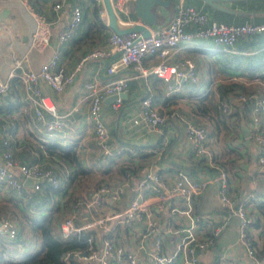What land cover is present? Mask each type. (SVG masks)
<instances>
[{
	"label": "crops",
	"instance_id": "obj_1",
	"mask_svg": "<svg viewBox=\"0 0 264 264\" xmlns=\"http://www.w3.org/2000/svg\"><path fill=\"white\" fill-rule=\"evenodd\" d=\"M29 1L34 10L43 13L51 21L50 41L41 51L27 50L30 33L34 27L33 16L17 0H0V81L7 79L8 73L13 67V57H20L27 53L26 60L22 61V68L33 70L38 69L39 65L50 57L55 49L57 31L67 22L73 5L79 6L81 21L73 34L58 47L59 65L67 70L87 50L105 46V38L110 28L103 21L105 26L98 27L92 14L90 0H62L60 8L55 13L48 12L49 5L55 0ZM237 2L226 4L233 8V12H228L232 14V20L238 19L242 15L247 19L244 22L264 20V3L253 9V7L247 6V2L244 5H237ZM254 2L258 3L259 1ZM174 3L175 0L173 4L170 0L165 7H156L154 11L156 14L155 22L148 26L141 23L134 16L131 0L126 2V13L117 16V22L122 27H126L129 23H139L146 29L151 30L167 23L173 13ZM206 12L213 19L218 20L212 16L210 11ZM215 47L217 46L210 39H197L191 44L179 46L174 51L169 60L177 61L187 58L192 61L196 79L194 81H182L183 83H181L180 87L171 92L168 97L165 96V82L155 74H149L142 79L129 77L124 91L125 97L122 98L120 105L116 109L111 106L109 100L105 101L104 99L102 101L99 113L107 127L109 144L113 148V154L105 162L97 159V147L93 140L92 124L87 116L86 99L82 100L77 112L68 116L65 126L59 131L48 134L37 130L33 126L29 118L31 116V107L23 101L22 87L18 80L13 78L10 87L17 94L19 106L11 111L8 116L4 117V119L8 120H5V123H9L8 135L12 141L10 145L12 154L23 163L37 162L40 165L52 167L60 179L61 187L63 186L66 192L68 190L66 186L73 185L75 181L74 186L77 187L80 184V180L68 183L65 179L68 172L73 169V166L60 161L56 156H49L45 153L41 148L43 143L63 145L68 142H74L79 163L86 168V173H91L92 177L102 180L100 184L118 182L122 178L123 169H127L130 172L120 201L109 202L106 198L99 197L98 204L92 208V211H89L85 208V203L91 198V193L95 187L87 192L88 197L85 201L78 200L80 205L77 212L74 214L71 212L72 210L70 211L74 214L76 224H83L95 214L110 213L122 209L127 204L128 198L134 193L139 177L145 171L158 174L168 184L176 178L178 171L185 172L193 179H207V184L197 193H189L188 198L184 195L172 196L166 199L161 206L151 208L152 216L161 222L168 221L172 226L171 232L162 234V243L166 250L178 241L182 234L180 229L189 222L191 217L199 216L194 227V232L199 238L208 234L210 227L217 223V221H213L207 226L201 219L203 215L214 216L215 219L220 220L225 212V205L219 201L216 195L217 181L213 180V178L217 177L218 173L225 171L228 196L234 203H243L248 216L251 218V222L246 228V236L250 240L254 252L264 264V171L258 169L254 163L256 156L255 144L252 143L249 134L247 137H242L239 128L240 121L246 127L249 126V110L243 112L246 119L237 120V124H235L234 120L236 114L231 116L228 120L230 129L227 132H224V129L219 124L216 131L213 130L212 120L207 116L193 113L190 95L188 94V91L191 92V90H203L204 93L209 86L211 88L214 84L225 81L227 75H231V73H223L214 76L212 71L214 65L213 67L210 66L212 60L210 52L217 50ZM239 51L245 55L251 53V50L246 49ZM230 52L236 53L237 50L233 46V50ZM154 62L155 59L149 57L145 59L144 65L148 67ZM246 63L247 61L244 59L242 65ZM218 65L219 63H217ZM119 73L128 76L130 72L127 69H122ZM247 74L238 75L246 77L248 76ZM109 77L110 75L104 71L103 60L91 59L81 65L72 82L61 91L53 92L41 79L38 80V86L44 94L51 98L56 112L64 113L73 104L75 97L83 95L85 92L83 83L86 80L92 79L104 82ZM208 80L211 81V84H206L207 88H204V84L199 83H204ZM186 81L187 84L184 83ZM243 84L247 87L246 93L255 90L264 91V79H261V83ZM7 90L9 91V88ZM3 96H5V92L0 94V106L7 102ZM144 96H149L150 104L165 115V122L157 130H147L129 125V117L138 110L139 101ZM1 118L3 116H0ZM184 119L203 124L209 129L210 135L207 139V144L212 150V160L210 162L203 158H197L191 152L190 143L184 137ZM6 124L0 127V135H2ZM163 137L167 142L163 149L159 150L158 142ZM13 174L18 177L16 169L13 170ZM25 183L28 186L29 182L25 181ZM33 192L31 191L30 194ZM66 192H49L50 194L47 198L49 200H44L46 202L43 203L40 210H34L31 207L32 202L28 203L30 194L24 197L0 183V201L5 202L12 195L11 197L18 203V208L21 207L28 214H35L39 211L47 213V209L52 204L58 205L59 212L65 210L66 207L62 203L66 199ZM249 193L253 194V199H247ZM42 202V199L37 201V203ZM171 208H176V210L171 211ZM2 217L13 220L17 226L18 233L16 240L13 242L6 240L5 236L0 235L2 239L8 243H13L14 246L19 245V248L23 250L30 248L32 236L26 220L18 212L5 207L0 209V219ZM143 226V219L132 221L128 225L127 231L121 230L124 236L123 234L118 236L117 240L134 251L140 241L139 234L144 228ZM236 228V218H230L215 236L212 245L198 252V264H251V260L245 254L243 247L237 242ZM89 229H93L97 234L100 233L99 230L93 227ZM146 240L148 238L142 241L144 249L136 251V257L141 264H146L148 260V253L145 249L149 248L150 245L148 243L149 240ZM94 241L96 245L100 244L99 235L95 236ZM73 262L75 264H95V262L89 260L75 259Z\"/></svg>",
	"mask_w": 264,
	"mask_h": 264
},
{
	"label": "built area",
	"instance_id": "obj_2",
	"mask_svg": "<svg viewBox=\"0 0 264 264\" xmlns=\"http://www.w3.org/2000/svg\"><path fill=\"white\" fill-rule=\"evenodd\" d=\"M25 6L34 18V27L30 33L27 50L41 51L50 41L51 21L46 16L34 10L29 0H17ZM98 5V16L105 24L107 15L102 0H94ZM131 0H110L111 7L116 16L126 13V2ZM62 0L53 1L49 7V13H55L61 6ZM81 21L79 6L73 5L70 9L67 22L59 28L55 37V49L48 59L43 61L38 69L22 68V61L26 60V54L13 57V67L5 81H0V94L9 87L11 80L17 79L22 87V99L31 107L30 120L33 126L40 131L52 134L66 125L68 116L77 112L82 100H87V116L92 124L93 140L97 147V159L105 162L112 154L113 148L109 144L107 127L100 116L99 110L102 101L109 95H116L112 99L111 106L117 108L122 98L118 93L125 91L129 77L145 78L149 74H155L165 82V96L177 90L182 81H194V64L185 58L170 61L169 58L181 45L193 43L197 39H210L215 49L225 52L233 50L234 42L239 38L264 32V20L257 22H243L239 24L224 23L213 19L206 11L201 10L186 0H175L174 10L163 26L148 30L147 35L139 31L116 33L112 30L106 35L105 46L96 47L84 52L69 69L65 70L59 65L58 47L62 45L75 31ZM153 57L155 62L146 67V58ZM108 59L104 71L110 77L104 81L86 80L83 83L85 92L81 97H75L73 104L64 113H57L51 98L44 94L38 86V80H43L53 92L61 91L72 82L76 72L87 60ZM122 69L129 70L128 76L118 74ZM264 69L255 70L251 75L242 77L228 75V80H238L245 84L261 83V75ZM247 103L249 112V137L256 146L255 165L264 171V91L255 90L250 93L236 92L228 99L219 103L221 112L228 114L233 111L236 104ZM129 125L157 130L165 122V115L150 104V97L144 96L139 101V107L128 119ZM184 137L190 143V149L197 158H203L207 162L212 160V150L207 144L209 129L203 124H197L190 119L183 120ZM11 139L5 132L0 135V183L26 197L31 191H36L42 183H46L51 189L61 187L57 173L50 166H43L37 162H20L10 149ZM163 137L158 142L159 150L166 145ZM18 171V177L13 170ZM129 171L122 172V178L116 183H104L97 186L91 193V198L86 201L85 208H92L99 202V197L106 198L109 202H118L123 197L126 179ZM213 180L217 181L216 195L219 201L225 205V212L220 220L214 216H200L203 223L208 226L213 221L212 227L202 238L196 236L194 227L199 216L191 217L189 222L182 227L178 241L166 250L162 243V234L172 231L168 221L161 222L151 215L152 207H159L169 197L197 193L208 182L207 179H193L185 172L178 171L171 183H167L156 173L145 171L139 177L134 193L128 198L127 204L119 210L110 213L94 215L83 224H76L74 214H68L58 223V232L62 237H79L80 233L93 227L99 230L100 244L96 245L95 236H86L83 249L72 250L63 255L66 264L73 260H89L95 264H141L136 257V251L143 248V240L147 239L150 247L147 251L146 264H198V252L211 246L215 236L222 230L230 218L237 220V242L243 247L245 254L251 260V264H263L262 260L254 252L250 240L246 236V228L251 222L243 203H234L228 196L226 173L220 172ZM25 181L29 182L26 186ZM249 193L247 199H253ZM175 211L176 208H171ZM219 216V215H218ZM143 219L144 228L139 234L140 241L134 251L125 247L117 240L122 236L121 230H128L132 221ZM17 226L7 217L0 219V235L13 242L17 238ZM124 236V234H123Z\"/></svg>",
	"mask_w": 264,
	"mask_h": 264
},
{
	"label": "trees",
	"instance_id": "obj_3",
	"mask_svg": "<svg viewBox=\"0 0 264 264\" xmlns=\"http://www.w3.org/2000/svg\"><path fill=\"white\" fill-rule=\"evenodd\" d=\"M90 1L92 4V14L98 27H104V23L98 16L97 3L94 0ZM173 1L174 0H171L172 4ZM254 1L259 2L257 3ZM186 3L198 7L203 11H210L213 17L225 23H243L247 20L243 15L238 19L232 20V14L212 9L207 4L202 3L200 0H187ZM244 3H246L247 6L256 9L259 7L258 5L261 6L264 1L244 0L238 1L237 5H244ZM233 46L237 50L236 53L220 50H213L210 52V55L212 56L210 66L213 67L214 65L212 70L214 72V76H218L223 73H234V75L248 73L247 75H251L255 70L264 69V32L255 33L244 38H239V40L237 39L234 42ZM245 49L251 50V53L249 55H245L239 51ZM244 59L247 61V63L242 65V61ZM217 63H219L218 66ZM260 78L264 79V74L261 75ZM12 82L13 80L11 83ZM184 83L187 84V81ZM199 83L202 85L204 84V88H207L206 84H211V81L208 80L204 83ZM190 86L193 87L191 84ZM209 87L206 91L204 90V93L203 90H191V92L188 91V94L190 95L189 98L191 100L192 111L194 114L207 116L213 122V130L217 131V125L219 124L224 129V132H227L230 129L228 120L231 116H235L236 114V118L234 119L235 124H237V120L246 119L243 112L248 110L247 103L236 104L233 108L235 110L228 114L221 112L219 108L220 101L228 99L232 94H235L236 92L246 93L247 87L242 82L238 80L226 79L225 81H220L217 84H214V86L211 88ZM3 97L7 102L0 106V116H3V118L0 119V127L6 124L5 120L7 119H4V117L8 116L11 111L15 110L19 106L17 94L11 87H9V91H5V96ZM8 124L9 123L5 125L4 130L2 131L7 134L9 133ZM41 148L49 156H56L60 161L73 166V169L68 172L65 179L68 183L74 180L79 181L80 179L78 176L82 174L84 175L86 173V168H84L78 161L77 149L74 142H68L67 144L63 145L58 143H43ZM123 171L128 170L123 169L122 172ZM101 182L102 180H98L95 188L101 185ZM63 190L64 189L61 190L60 187L57 189H51L48 185H46V183H42L38 190L30 194L28 203L32 202L31 207L34 210H40L43 206V203L49 200L47 199L50 194L49 192L60 193ZM64 192L65 190L62 193ZM11 196H9L8 200L5 202L0 201V209L5 207L16 211L26 220L31 231L32 244L30 248L23 250L19 248V245L14 246L13 243L4 241L0 236V264H66L63 260V255L66 252L83 249L86 245L84 238L88 235L94 237L97 234L93 229H86L80 233L78 238L72 235L62 237L58 232V222L60 219L58 205L52 204L47 209V213H41L39 211L35 214H28L21 207L18 208L17 201H15ZM65 198L66 199L63 201L62 205L68 209V214L71 212L75 214L80 205L77 198L74 196L72 191L69 192ZM41 199L43 202L37 203V201ZM45 199L47 200L44 201ZM70 264L75 263L71 261Z\"/></svg>",
	"mask_w": 264,
	"mask_h": 264
},
{
	"label": "water",
	"instance_id": "obj_4",
	"mask_svg": "<svg viewBox=\"0 0 264 264\" xmlns=\"http://www.w3.org/2000/svg\"><path fill=\"white\" fill-rule=\"evenodd\" d=\"M203 3L207 4L209 7L215 10L233 12V8H230L226 4H232L241 0H200ZM170 0H132L133 5V14L138 18V20L145 25H152L155 22L156 7H165L169 4ZM102 4L107 15L106 25L110 30L116 33H125L128 31H139L142 35H147L148 29L139 23H129L126 27H122L117 22V16L115 15L110 0H102ZM108 59L103 60V68L106 66ZM116 95L112 94L105 98V101H111L115 98ZM118 96L121 98L125 97V92L118 93ZM239 128L242 137H247L249 134V129L246 127L242 121L239 122Z\"/></svg>",
	"mask_w": 264,
	"mask_h": 264
},
{
	"label": "rangeland",
	"instance_id": "obj_5",
	"mask_svg": "<svg viewBox=\"0 0 264 264\" xmlns=\"http://www.w3.org/2000/svg\"><path fill=\"white\" fill-rule=\"evenodd\" d=\"M78 177L80 179L79 186L75 187L74 186L75 181H74L73 185L66 186V187H68V190H67V192L66 191L65 192H66V195H68V193L72 191L74 196L77 198V200L85 201L87 199V197H88V193L87 192L91 191V189L96 186L98 179H97V177H92L91 173L90 174L89 173H85V175L82 174V175H80ZM60 189L62 190V189H64V187L62 186V187H60ZM67 212H68L67 209L61 210L59 212L60 217L64 218L65 216H67L68 215Z\"/></svg>",
	"mask_w": 264,
	"mask_h": 264
}]
</instances>
